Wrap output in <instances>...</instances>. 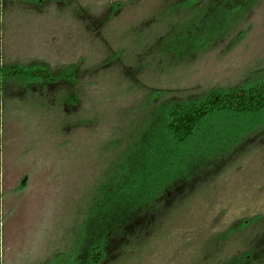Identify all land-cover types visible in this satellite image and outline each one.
Returning a JSON list of instances; mask_svg holds the SVG:
<instances>
[{"label": "rangeland", "instance_id": "rangeland-1", "mask_svg": "<svg viewBox=\"0 0 264 264\" xmlns=\"http://www.w3.org/2000/svg\"><path fill=\"white\" fill-rule=\"evenodd\" d=\"M173 2L0 0L2 69L76 65L89 86L76 115L63 105L64 90L27 91L3 79L0 264H83L81 242L93 203L135 151L128 149L131 133L142 121V128L149 124L146 117L140 120L149 108L138 110L148 90L165 91L163 99L183 97L232 88L264 72V0H255L214 48L179 65L157 60L140 76L148 90L132 88L123 66L137 68L138 54L179 22L182 9L161 13ZM154 50L163 56L161 48ZM148 52L146 60L154 61L153 49ZM212 131L205 147H227L232 136L245 137V118L216 117ZM257 218L264 219V140L246 148L141 246L112 264H224L253 250L262 229Z\"/></svg>", "mask_w": 264, "mask_h": 264}, {"label": "trees", "instance_id": "trees-1", "mask_svg": "<svg viewBox=\"0 0 264 264\" xmlns=\"http://www.w3.org/2000/svg\"><path fill=\"white\" fill-rule=\"evenodd\" d=\"M254 1L168 0V5L173 2L171 8L165 6L161 13L171 15L182 9L179 22L152 47L138 54L137 68L123 66V76L132 88L148 90L140 78L146 68L157 60L167 66L188 63L214 48L235 30ZM118 7L121 4L115 8ZM169 38L172 41L165 47L163 43ZM156 47L163 50V56L157 54ZM152 49L155 60L147 61ZM61 68L42 64L0 67V92L3 79L8 78L20 82L27 91L37 92L45 87L57 94L64 90L63 105L71 106L78 115L85 103V88H89L84 85L87 76L79 72L80 66ZM165 93L148 90L138 108H149L150 113L140 117H146L149 124L142 128L146 122L142 121L139 130L131 133L128 149L135 151L119 164L117 181L103 186L93 203L81 242L79 259L83 264H112L129 248L141 246L177 206L209 184L246 148L264 140V72L252 74L250 79L228 89H208L163 99ZM216 117L245 118V137L232 136L227 147H205L207 139L213 136ZM256 221L262 229L252 244L253 250L224 264H264V219ZM247 225L244 222L240 226L244 229Z\"/></svg>", "mask_w": 264, "mask_h": 264}]
</instances>
